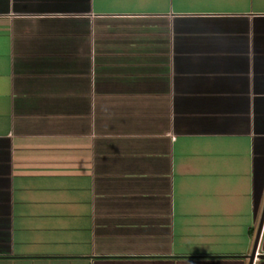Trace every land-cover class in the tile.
Here are the masks:
<instances>
[{"label": "crops", "instance_id": "crops-1", "mask_svg": "<svg viewBox=\"0 0 264 264\" xmlns=\"http://www.w3.org/2000/svg\"><path fill=\"white\" fill-rule=\"evenodd\" d=\"M263 207L264 0H0V264H248Z\"/></svg>", "mask_w": 264, "mask_h": 264}, {"label": "water", "instance_id": "water-1", "mask_svg": "<svg viewBox=\"0 0 264 264\" xmlns=\"http://www.w3.org/2000/svg\"><path fill=\"white\" fill-rule=\"evenodd\" d=\"M263 217H264V207H263L262 214H261L260 221H259V225H258V228H257V231H256V235H255V239H254V244H253V247H252V251H251V253L249 255H247L248 256V259H249L248 264H252L253 259L255 257L256 247H257V242H258L259 234H260V231H261Z\"/></svg>", "mask_w": 264, "mask_h": 264}, {"label": "built area", "instance_id": "built-area-1", "mask_svg": "<svg viewBox=\"0 0 264 264\" xmlns=\"http://www.w3.org/2000/svg\"><path fill=\"white\" fill-rule=\"evenodd\" d=\"M258 252H256V254H257Z\"/></svg>", "mask_w": 264, "mask_h": 264}]
</instances>
